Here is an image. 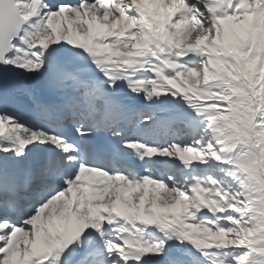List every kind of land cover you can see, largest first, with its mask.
<instances>
[{
    "label": "snow or ice",
    "instance_id": "6c2138e0",
    "mask_svg": "<svg viewBox=\"0 0 264 264\" xmlns=\"http://www.w3.org/2000/svg\"><path fill=\"white\" fill-rule=\"evenodd\" d=\"M0 264H264V0H0Z\"/></svg>",
    "mask_w": 264,
    "mask_h": 264
}]
</instances>
